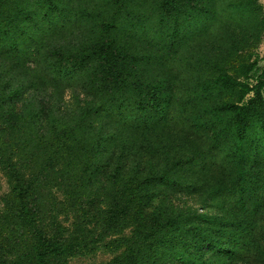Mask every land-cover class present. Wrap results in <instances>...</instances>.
<instances>
[{
	"label": "rangeland",
	"instance_id": "obj_1",
	"mask_svg": "<svg viewBox=\"0 0 264 264\" xmlns=\"http://www.w3.org/2000/svg\"><path fill=\"white\" fill-rule=\"evenodd\" d=\"M161 1L17 0L19 5L7 6L4 12L14 25L17 19H27L15 27L22 41L14 48L38 51L39 60L48 45L82 49L99 40L103 20L116 16L115 24L122 28L135 12L145 18L135 22L138 30L117 34L137 60L147 51L158 54L156 63L143 69L145 79L158 90L171 82L179 102L150 108L144 116L149 130L119 157L120 146L109 139V124L99 135L100 121H80L81 98L73 100L70 86L58 92L55 101L40 89L35 100L40 110H30L37 106L26 103L31 88L16 90L12 84L0 94V264H28L40 231L56 237L64 250L51 261L56 264H264L263 129L258 117L251 118L239 149L232 129L234 112L219 110L225 103L247 102L255 91L264 106V0H176L175 18L169 27L162 25L163 31L168 29L160 36L165 40L150 42L155 36L149 30H160ZM51 18L62 27L55 35L48 34ZM31 39L36 42L28 45ZM152 43H157L155 49ZM10 49L0 53L7 67L19 56V50ZM166 50L171 52L164 55ZM0 73L6 77L4 66ZM222 73L234 75L241 84H224ZM25 79L22 74L18 81ZM95 84L92 79L75 90L84 93ZM6 93L10 98L2 109ZM167 97L162 92L151 103L159 105ZM29 111L34 122L23 121ZM102 121L107 122L106 115ZM70 135V144L75 141L80 148L72 159L61 149L62 139ZM80 151L90 153L91 162L83 161ZM166 171L172 179L165 178ZM14 172L31 180L36 201L31 214L13 201ZM125 189L137 194L135 216L130 217L133 209L112 226L105 221L110 199L114 190ZM170 217L179 219L168 228L174 244L159 229ZM250 218L257 240L239 256V241L228 231L236 230V224L244 227ZM196 236L197 241L204 236L210 242L193 244ZM212 239L221 245L215 248ZM180 240L185 244L180 246ZM178 246L192 260L180 259Z\"/></svg>",
	"mask_w": 264,
	"mask_h": 264
},
{
	"label": "trees",
	"instance_id": "obj_2",
	"mask_svg": "<svg viewBox=\"0 0 264 264\" xmlns=\"http://www.w3.org/2000/svg\"><path fill=\"white\" fill-rule=\"evenodd\" d=\"M14 4L19 5L17 0H0V53H3L6 48H12L10 49L12 51L19 50V56L15 58L14 61H10L8 67L4 63L7 62V59H0V66H4L6 70V75H4L6 77H1L2 74L0 73V94L3 93L5 95V92H7L6 89L13 88L12 84L17 86L16 90L31 88L33 92L29 98L30 100L28 99L26 103L32 101L33 106L37 107L30 108V110H40L39 104L35 102L40 89L49 91V99L55 101V95L57 96V93L61 92L64 87L70 86L71 92H73V100L77 101L78 97L81 98L80 121H89L90 123L100 121L96 122L99 125L96 127L99 130V135H101L105 125L109 124L111 133L109 139L115 141V144L120 146L121 152L119 157H124V154L128 153L129 148L134 149L133 142L141 139L145 131L149 130L147 126L148 119H144V116L148 114L150 108L152 110L160 109L161 105L167 108L174 104L176 100L179 102V97H175L176 91L171 82H168L167 85L158 90V85L152 82V80L148 81L145 79L143 69L147 65H151V63H156L158 54L147 51L146 55L141 56L137 60L134 55L135 53L131 51L128 52L129 50L126 49L128 46L126 41L119 38L117 34L118 31H123L124 35L127 36L128 33H133L138 30L134 25L136 24L135 22L143 23L145 18L135 15V12H133V15L130 13V20L132 22L129 21V24L123 25L122 28H120L119 25L118 27L116 26V16L111 20H103V22L98 25L99 28L97 31L99 36L101 35L99 40L91 41L85 47H82L83 50L79 48L68 49L66 47L48 45L47 49L43 51V54H45L43 55V59L48 58V60H39L35 58L37 53H39L38 51L30 54L21 49L14 48L18 47L21 43L20 41H22L19 40L18 35L16 36L15 33L17 31L15 27H17L16 25H18L19 21L26 22L27 20L17 19L15 25L12 23L13 21L9 19V15L5 14L4 11L7 10V6L10 5V7H12ZM175 5L176 0L161 1V12L159 13L160 23L158 25L160 30H149V33L155 36L150 38V42H154L155 38L163 41L165 40L160 36L164 31H168V29L165 28L163 31L162 25H168L169 27L172 16L175 18V13L173 11ZM8 13L10 14V11ZM118 13L120 14V12ZM70 14L71 11L69 15ZM133 16H135V18ZM29 17L35 19L31 13H28V18ZM57 22L58 19H50L49 23H51L52 29L48 34L55 35V33L61 31L60 29H62V27H58ZM63 25L64 23H62V26ZM176 27L177 30L175 29V33L178 34L180 31H178V26H175V28ZM147 32L148 30L144 31V37L147 36ZM170 37H172L171 34ZM31 41L28 45H33L36 42L33 41V39H31ZM156 45L157 43L149 44V46L154 49ZM129 47L132 48L131 45ZM169 52H171V50H166L164 55L169 54ZM27 54H30L29 58L26 57ZM10 71H12L11 75L8 73ZM22 74L26 75L27 79L20 83L18 79ZM92 79L96 83V87L92 86L90 91L80 93L75 90L78 86H87L91 84ZM219 79L222 80L224 84L232 87L241 84L234 75L228 73H222ZM52 82L54 83V88L52 87ZM243 85L244 87L246 86L245 84ZM49 87H52V90ZM96 90H98V92H96ZM161 91L163 93L167 92L169 95V97L166 98L167 101H161L159 105L151 103V98L155 99L157 96L161 95ZM9 93H6L5 99L1 102L2 109L4 105L8 104L7 98H10ZM97 93H100V96H98ZM56 100H60L59 97ZM260 100V92L255 91L254 96L247 102L225 103L219 107V110L234 112L232 129L239 149L247 137V130L251 118H259L264 133V106H262ZM105 115L107 117V122L102 121ZM34 117L33 112L29 111V115L26 116L23 121L34 122ZM83 127H85V125H83ZM72 132L74 134V132L76 133L77 131L75 130ZM70 138L71 135L67 139L66 137L62 139L64 143L62 142L63 146L61 149L68 151L66 155H70L69 158L72 159V154H76L80 148L75 141H71L72 143L70 144ZM128 140H130V144L127 142ZM66 142H68L69 145H66ZM59 150L60 148L54 153H51V155L59 153ZM77 155L79 154L77 153ZM89 155L90 153H86L85 155L80 151V156L83 157L82 160L85 162H91ZM46 159L48 160V155ZM14 164V162H10L11 167L16 171ZM165 173V178L172 179L170 177H173V175H170L168 171ZM10 178L12 185L11 195L14 203L20 204V208H27V210H29L28 212L31 214L32 209L35 208L36 205L35 190L32 187L31 180L17 172H14ZM98 188L100 187L98 186ZM136 203L137 194L133 190H114V194L110 199V207L105 214V221L112 226L118 225L120 221L126 220L127 217L132 214L133 209L134 213L130 217H134ZM164 220L165 222L161 224L159 229L165 234L167 233L166 236H168V241L174 244V238L172 234H169L171 231L168 228L175 227L179 219L170 217ZM245 224L244 227L240 224H236V230L228 231L230 234H233L234 239L239 241L235 251L239 256H243L247 247L257 240L254 219H247ZM187 232L191 233L192 228L188 227ZM164 233L163 235L165 236ZM242 234L246 235L243 236ZM190 237L193 238V235ZM197 239L196 236L193 239L195 240L193 244L197 245V243L200 242H210V240L204 236H201L199 241H197ZM180 241V246L185 244V241ZM217 241L216 239L211 240L215 248L221 245V243ZM180 246L175 248V253L180 259L187 262L188 257L184 256L187 253ZM63 253L64 250L56 237L51 236L49 232L48 234H44L40 231L38 232L36 252L33 254L28 264H56L51 261ZM190 260L192 259L189 258L188 261ZM202 264L208 263L203 262Z\"/></svg>",
	"mask_w": 264,
	"mask_h": 264
}]
</instances>
